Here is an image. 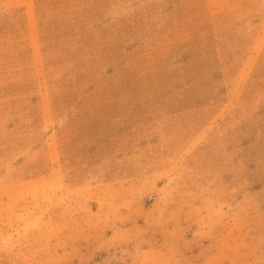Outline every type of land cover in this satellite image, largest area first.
<instances>
[{
	"label": "rangeland",
	"instance_id": "1",
	"mask_svg": "<svg viewBox=\"0 0 264 264\" xmlns=\"http://www.w3.org/2000/svg\"><path fill=\"white\" fill-rule=\"evenodd\" d=\"M0 264H264V0H0Z\"/></svg>",
	"mask_w": 264,
	"mask_h": 264
}]
</instances>
